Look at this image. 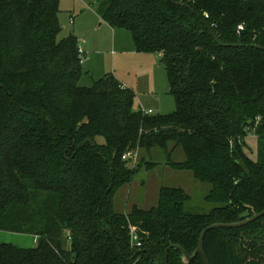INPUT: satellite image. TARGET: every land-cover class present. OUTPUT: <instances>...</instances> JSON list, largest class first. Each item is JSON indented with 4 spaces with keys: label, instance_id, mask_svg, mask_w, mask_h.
I'll return each mask as SVG.
<instances>
[{
    "label": "trees",
    "instance_id": "1",
    "mask_svg": "<svg viewBox=\"0 0 264 264\" xmlns=\"http://www.w3.org/2000/svg\"><path fill=\"white\" fill-rule=\"evenodd\" d=\"M181 1L195 13L171 0H95L137 52L160 56L175 109L143 115L110 74L78 85L77 38L57 39L59 0H0V230L36 237L0 242V264H165L169 244L191 254L206 225L264 208V0ZM170 143L184 159L168 164L210 184L216 206L190 213L184 189L160 186L154 206L118 211L115 192L139 166L124 153ZM204 250L210 264H264V215L209 230ZM166 264L185 263L171 248Z\"/></svg>",
    "mask_w": 264,
    "mask_h": 264
},
{
    "label": "rangeland",
    "instance_id": "2",
    "mask_svg": "<svg viewBox=\"0 0 264 264\" xmlns=\"http://www.w3.org/2000/svg\"><path fill=\"white\" fill-rule=\"evenodd\" d=\"M95 4V0H59L61 31L57 39L74 35L80 49L88 54L85 64L93 80L107 74L114 76L124 87L133 91L134 109L151 108L155 113H171L175 103L169 93L160 57L156 53L137 52L130 32L123 28L114 31L109 24L101 22L95 12ZM71 17L74 19L72 23L69 20ZM82 63L83 73L78 85L90 86L93 80L85 74ZM97 141L102 143L104 140L99 136ZM136 152V164L139 166L131 181L118 188L114 195V207L118 211H129L133 205L144 209L154 206L160 186L184 189L190 197L185 203V209L190 213H207L216 206L205 199L210 184L196 180L189 170L175 169L168 164L169 161H183L181 147H174L170 143L165 149L154 147ZM124 160L128 167L134 163V160ZM16 234L0 230V242L20 246L14 239ZM27 236L34 238L29 234ZM63 243L65 247L68 246L67 240L63 239ZM34 245L35 242L31 246Z\"/></svg>",
    "mask_w": 264,
    "mask_h": 264
},
{
    "label": "water",
    "instance_id": "3",
    "mask_svg": "<svg viewBox=\"0 0 264 264\" xmlns=\"http://www.w3.org/2000/svg\"><path fill=\"white\" fill-rule=\"evenodd\" d=\"M172 3L179 5V6H185L187 7L191 12L195 13V10L184 3L181 0H171ZM262 110L264 111V101L262 103ZM248 209L251 211V215L248 217H245L241 220L238 221H233V222H215V223H210L206 225L199 233L198 236V244L196 248L193 250V252L190 254L188 253L181 245L179 244H169L164 251V258H165V264L166 260L168 257V251L169 249H177L181 253V260L183 263L188 264L191 260H193L197 255L200 257L201 261L203 264H210L207 255L204 250V236L205 234L212 229H222V228H237L240 226H244L246 224H249L256 219L260 218L261 216L264 215V208L260 211H255L254 208L250 205H245Z\"/></svg>",
    "mask_w": 264,
    "mask_h": 264
},
{
    "label": "built area",
    "instance_id": "4",
    "mask_svg": "<svg viewBox=\"0 0 264 264\" xmlns=\"http://www.w3.org/2000/svg\"><path fill=\"white\" fill-rule=\"evenodd\" d=\"M203 15L204 17H208V14L206 12H203ZM213 26V23L211 24ZM238 31L239 30H242V25L239 24L238 25ZM78 58H79V62L82 63L84 61V52L80 49V47L78 46ZM139 111L143 114V115H151L153 114V111L151 109H142V108H139ZM259 116H256L255 117V121L256 123L258 122L259 120ZM247 136H255V133L254 131H247ZM241 140H239L238 142H240ZM230 144H232V140H230ZM137 150H130V151H127L126 153H124L123 155V158L124 159H127V160H134V163L130 165V167H135L136 166V152ZM136 152V153H135ZM129 235H130V242L132 245H136V246H139L140 245V242H139V239H138V235H137V232H136V228L134 226H130V229H129Z\"/></svg>",
    "mask_w": 264,
    "mask_h": 264
},
{
    "label": "crops",
    "instance_id": "5",
    "mask_svg": "<svg viewBox=\"0 0 264 264\" xmlns=\"http://www.w3.org/2000/svg\"><path fill=\"white\" fill-rule=\"evenodd\" d=\"M96 12V11H95ZM97 14V13H96ZM97 16L99 17V19L101 20V22H103L104 23V21L100 18V16L97 14ZM58 17H59V13H58ZM70 22L72 23L73 21H74V19H73V17H71L70 19ZM106 23V22H105ZM110 28L112 29V30H114L115 31V29L114 28H112L111 26H110ZM79 46V45H78ZM111 52H113V51H111ZM112 54H115V53H112ZM157 54V53H156ZM88 54H86V53H84V61H83V63L82 64H84V68H85V74L86 75H90V77H91V79L93 80L94 78H92V75L89 73V71L87 70V64H85L86 62H87V58H88V56H87ZM158 55V54H157ZM159 56V55H158ZM160 57V56H159ZM122 86H123V84L122 83H120ZM124 87V86H123ZM175 103V102H174ZM148 109H151V108H148ZM175 109V108H174ZM153 114H156L154 111H153ZM136 166H137V164H136ZM192 174V173H191ZM127 212V211H126ZM28 235V234H27ZM27 235H24V234H20V233H17L15 236H17V237H14V239L20 244V247H32L31 245L35 242L36 243V237L34 236V235H32V236H34V238L33 237H29V236H27ZM29 235H31V234H29ZM64 245V244H63ZM65 247V246H64Z\"/></svg>",
    "mask_w": 264,
    "mask_h": 264
}]
</instances>
